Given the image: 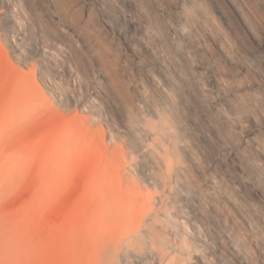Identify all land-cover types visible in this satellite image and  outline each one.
<instances>
[{
  "label": "bare ground",
  "instance_id": "bare-ground-1",
  "mask_svg": "<svg viewBox=\"0 0 264 264\" xmlns=\"http://www.w3.org/2000/svg\"><path fill=\"white\" fill-rule=\"evenodd\" d=\"M120 20L134 28L133 35ZM3 47L27 69L14 68L7 83L28 89L38 76L62 105L73 97L55 76L80 50L125 118L142 112L149 117L126 130L144 139L162 132L173 138L169 172L175 179L180 169L190 182L177 186L174 206L163 203L164 210L181 216L185 205L194 221L208 220L210 232L191 242L173 224L164 234L174 243L149 239L143 216L122 222L110 239L114 248L129 232L140 237L124 264H192L191 257L194 264H264V208L245 192L249 185L264 203V0H0L1 64L9 59ZM202 71L210 73L215 95L201 83ZM206 145L212 156L204 164ZM176 246L187 258L173 255Z\"/></svg>",
  "mask_w": 264,
  "mask_h": 264
},
{
  "label": "rangeland",
  "instance_id": "rangeland-1",
  "mask_svg": "<svg viewBox=\"0 0 264 264\" xmlns=\"http://www.w3.org/2000/svg\"><path fill=\"white\" fill-rule=\"evenodd\" d=\"M123 9L131 14L130 5ZM119 24L128 35L134 34L127 21ZM72 46L77 48L73 40ZM119 46L124 53V45ZM3 50L9 52L7 47ZM76 55L55 76V82L73 97L65 105L38 76L28 89L7 83L14 68L27 71L10 52L9 59L0 63V264H124L122 259L129 258L140 237L129 232L119 249L110 239L122 222L134 224L141 216L148 238L158 241L163 236L176 243L164 234L175 224L186 240L206 239L210 232L206 218L194 221L185 205L181 216H174L173 208L164 210L163 203L174 206L177 186L190 182L180 169L175 179L169 172L175 156L173 138L162 132L144 139L126 130L149 117L142 112L125 118L122 109L111 103L107 85L90 59L80 50ZM199 79L215 95L210 73L202 71ZM136 83L144 85L141 73ZM200 129V122L192 127L194 133ZM211 156L206 145L203 163ZM235 174L248 183L242 172ZM245 192L264 208L249 185ZM173 255L187 258L179 246Z\"/></svg>",
  "mask_w": 264,
  "mask_h": 264
}]
</instances>
